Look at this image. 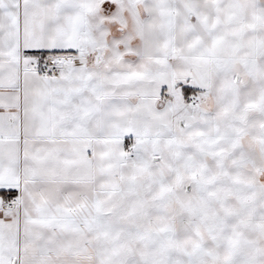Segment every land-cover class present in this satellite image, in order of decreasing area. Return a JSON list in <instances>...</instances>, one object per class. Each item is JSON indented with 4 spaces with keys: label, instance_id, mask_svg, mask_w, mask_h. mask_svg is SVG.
<instances>
[{
    "label": "snow or ice",
    "instance_id": "6c2138e0",
    "mask_svg": "<svg viewBox=\"0 0 264 264\" xmlns=\"http://www.w3.org/2000/svg\"><path fill=\"white\" fill-rule=\"evenodd\" d=\"M0 264H264V0H0Z\"/></svg>",
    "mask_w": 264,
    "mask_h": 264
}]
</instances>
